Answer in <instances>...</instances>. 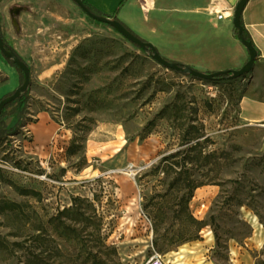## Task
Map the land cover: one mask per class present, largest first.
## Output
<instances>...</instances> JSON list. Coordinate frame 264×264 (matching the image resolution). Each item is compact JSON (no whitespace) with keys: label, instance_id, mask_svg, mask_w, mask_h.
Instances as JSON below:
<instances>
[{"label":"rangeland","instance_id":"rangeland-1","mask_svg":"<svg viewBox=\"0 0 264 264\" xmlns=\"http://www.w3.org/2000/svg\"><path fill=\"white\" fill-rule=\"evenodd\" d=\"M50 2L29 15L31 87L0 135V264H264V127L240 113L251 72L212 84L168 70ZM40 112L61 130L38 149Z\"/></svg>","mask_w":264,"mask_h":264},{"label":"crops","instance_id":"crops-1","mask_svg":"<svg viewBox=\"0 0 264 264\" xmlns=\"http://www.w3.org/2000/svg\"><path fill=\"white\" fill-rule=\"evenodd\" d=\"M50 1L52 0H0L1 34L27 64L18 46L40 44L30 35L29 15L53 14ZM84 1L106 15H113L118 9L119 21L138 37L152 44L169 61L214 73L240 69L249 59L248 50L234 33L233 17L240 0ZM220 13L222 18H219ZM241 21L246 35L258 52V58L249 75L240 113L246 122L264 127V0H249ZM48 45H51L50 41ZM46 50L44 47L41 51ZM49 51L51 55L52 51ZM49 74L50 72L43 71L40 78L48 77ZM20 84L19 71L0 52V100L14 92ZM20 110L17 105L5 109L0 133L17 125ZM28 127L38 149L46 146L51 137H55L61 130V126L53 122L46 112H40L36 122ZM62 136L69 137L67 134ZM187 250V257L193 258L203 251L198 245H190Z\"/></svg>","mask_w":264,"mask_h":264},{"label":"water","instance_id":"water-1","mask_svg":"<svg viewBox=\"0 0 264 264\" xmlns=\"http://www.w3.org/2000/svg\"><path fill=\"white\" fill-rule=\"evenodd\" d=\"M82 11H84L90 18L113 27L118 33H120L125 39L149 53L150 57L154 59L161 66L168 70L179 72L183 75H190L196 79L203 81H213L221 78H228L230 80L238 79L246 74L250 73L257 61L258 52L253 45L252 41L247 39L245 36V29L243 27L241 17L243 10L249 0H240L237 4L233 17L234 28L238 31V37L242 44L246 47L249 52V59L247 63L236 70H227L214 73H206L192 68L189 65L181 64L174 61L165 59L157 49L150 43L143 41L140 37L129 31L123 23L114 17H108L92 12L84 3V0H72ZM0 52L6 59L12 60L13 63L23 72V82L19 87L12 92L10 95L5 96L0 100V116L6 106L17 101L23 93L30 90L31 87V69L29 65L14 51L8 48L3 36L0 32Z\"/></svg>","mask_w":264,"mask_h":264},{"label":"trees","instance_id":"trees-1","mask_svg":"<svg viewBox=\"0 0 264 264\" xmlns=\"http://www.w3.org/2000/svg\"><path fill=\"white\" fill-rule=\"evenodd\" d=\"M84 3H85V5H86V6H87L92 12H94V13H97V14H100V15H105V16H108V17H114V18H116L117 20H119V19L117 18L118 9L115 11V13H114L113 15H106V14H103V13L97 11L94 7H92V6H91L89 3H87L86 1H84ZM122 4H123V3H122ZM122 4H121L120 6H122ZM121 23H122V22H121ZM123 25H124V24H123ZM124 26H125V25H124ZM125 27H126V26H125ZM126 28L129 29L128 27H126ZM129 31H131V30L129 29ZM0 32H1V29H0ZM131 32L134 33L133 31H131ZM234 33H235V36L239 39V37H238V31H237L236 29H234ZM134 34H135V33H134ZM135 35H136V34H135ZM245 36H246L247 39H249V37L246 35V33H245ZM3 39H4V38H3ZM142 40H143V39H142ZM4 41H5V39H4ZM143 41H145V40H143ZM5 42H6V41H5ZM6 44H7V46H8L9 49L13 50V48H12L7 42H6ZM7 61H8L12 66H14V67L17 68V70L19 71L20 78H21V83H22V82H23V72H22V71H21V70H20V69H19V68L13 63L12 60L7 59ZM188 76H190V75H188ZM220 80H230V79H228V78H221V79H217V80H213V81H207V82H210V83H212V84H215L216 82H218V81H220ZM28 93H29V91L23 93L22 96H21L17 101H15V102L11 103L10 105L6 106L5 109H7L8 107L12 106V105L15 104V103H21V102L27 97ZM9 95H10V94H9ZM5 109L3 110V112H2V114H1V116H0V123L2 122V118H3V116H4V111H5ZM149 124L152 125L153 122L151 121ZM11 132H12V129H9L8 131L1 132L0 135H2V134L10 135ZM76 141H77V137H74V138H73V143H72V145L69 147V151H70V153H73V152H74V147L76 146V145H75V144H76ZM198 187H199V186H196V187H194V188L196 189V188H198ZM192 196H193L192 192L189 193L188 195H186V194L183 195V197H187V198H186V209L188 208V205H189V202H190ZM16 206H17V205H15V204H12V205H8V204H7V207H9V208H14V207H16ZM179 218H180L181 220H184L183 217H182V215H180ZM188 218H189L192 222H194V223H198V221H197L195 218H193V216H189ZM199 224H200V223H199ZM202 227H203V226L200 225V226L198 227V231H199Z\"/></svg>","mask_w":264,"mask_h":264},{"label":"built area","instance_id":"built-area-1","mask_svg":"<svg viewBox=\"0 0 264 264\" xmlns=\"http://www.w3.org/2000/svg\"><path fill=\"white\" fill-rule=\"evenodd\" d=\"M215 9V8H214ZM219 18H222V14H219ZM202 205L201 208H203ZM144 264H166L165 261L162 259L160 254L153 255L149 260H147Z\"/></svg>","mask_w":264,"mask_h":264},{"label":"bare ground","instance_id":"bare-ground-1","mask_svg":"<svg viewBox=\"0 0 264 264\" xmlns=\"http://www.w3.org/2000/svg\"><path fill=\"white\" fill-rule=\"evenodd\" d=\"M115 172H120V173H123L125 175H129V172H127V171H115Z\"/></svg>","mask_w":264,"mask_h":264}]
</instances>
